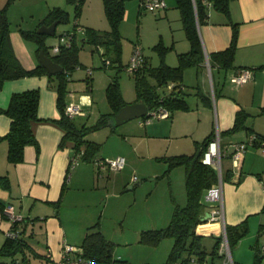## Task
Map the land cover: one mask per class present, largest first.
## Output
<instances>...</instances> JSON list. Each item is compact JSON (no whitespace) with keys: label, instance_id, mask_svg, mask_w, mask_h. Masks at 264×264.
<instances>
[{"label":"crops","instance_id":"0c3cea01","mask_svg":"<svg viewBox=\"0 0 264 264\" xmlns=\"http://www.w3.org/2000/svg\"><path fill=\"white\" fill-rule=\"evenodd\" d=\"M165 2L166 7L159 10V16L166 18L170 27L171 22L176 20L182 25L175 0ZM136 4L139 10H144L139 7L138 0ZM77 22L82 26L79 20ZM233 22L237 23L238 29L233 65L227 68L216 64L210 65L209 53L225 49L229 45ZM101 23L105 22L101 20ZM180 27L184 37L176 38L173 34L167 39L163 34H160L161 38L159 37L162 45L168 48L164 54V62L170 66L177 65L178 54L186 52L190 47L183 25ZM95 29L108 28L103 24ZM197 30L202 43L203 59L184 66L180 87L182 91L178 94L179 97H183L187 107L175 108L168 117L151 119L137 117L138 121H132L126 127L129 138H135L131 143H134L133 152L138 150L135 153L137 160L142 158L161 160L158 157L197 152L202 142L215 132L219 133L222 145L245 140L249 133H264V112H260V109L264 108V68H259L260 65H264V0H231L228 16L210 8L208 20L197 24ZM9 37L23 67L27 69L35 67L38 63L35 47L30 46L21 33H10ZM99 49L103 50L102 47ZM171 53L174 55H170ZM157 56L158 60L155 62L157 64L154 62L152 64L146 58L147 63L151 66L159 65L161 57L159 53ZM239 68H248L251 78L243 83L231 81L230 77ZM88 69L90 67L86 69L85 76V79L91 78L90 81L86 79L88 91L81 94L72 93L75 83H72L71 89L67 84L65 103L77 105L83 113L72 117L78 127L86 124L83 121V117L86 116L85 110L93 105L90 91L95 90L98 87L97 82L99 83L98 77L93 76L92 69L90 73ZM73 73L70 74L71 79ZM98 76H101L99 78L106 88L112 76L109 80L106 78L104 80V75ZM151 82L154 83V80L151 79ZM33 88L39 89L37 108L39 120L31 123L36 144H27L24 147L23 160L12 164L7 161V143L0 139V175L8 178L9 185L8 188L0 186V202L10 206L16 215L25 218L22 221L25 234L29 236V242L30 238L36 241V246L31 242L30 245L38 254L37 258L47 261L45 264H55L61 258L63 245L78 247L88 227L95 223H98L99 229L106 237L107 230L103 217L108 212L107 209L109 212L113 210L114 203H111L109 208V198L116 194L114 192L112 194L109 187L130 184L138 180L139 176L123 172L127 158L121 169H102L100 174L94 171L91 162L79 159L81 156L74 165L71 164V157L82 150H74L70 141L64 142L63 146L60 145L65 131L53 121L60 118L61 112L57 104L56 78H51L48 74H33L6 80L0 89V107L5 108L8 105L13 92ZM161 88H158L161 94L172 90H167L168 86L163 91ZM135 98L126 100V103L135 102ZM239 111L248 114L246 125L252 131L241 129L233 133L220 134L233 125ZM110 112L111 110L103 114ZM10 120L7 114L0 112V137L8 131ZM106 124L111 125L108 122ZM257 147L264 145L247 147L238 168L232 169L230 160L223 169V222L221 219L211 221L205 218L211 221L209 229L212 239L207 240L211 244L222 235L223 223L235 225L246 221L247 233L231 248L234 264H252L258 254L261 256L259 264H264V240L255 235L256 233L259 236L260 226L264 224V148ZM118 155L123 154L118 151L110 158ZM136 168L139 169L134 165L133 171ZM174 168L179 170L178 166ZM145 170L148 171V166ZM172 170L168 173L170 181ZM95 173L100 178L105 175L107 179L100 181ZM183 173L185 182V169ZM149 175L158 174L153 172ZM87 193L89 195L85 197ZM102 197L109 200L104 206ZM207 205L203 209V217L210 210V205ZM12 222L11 218L7 214L3 215L0 210V246L6 239ZM40 235L43 237L40 238ZM41 241L44 245L43 250L38 248ZM27 254L30 262L33 254L28 251ZM115 257L129 263L127 258L130 259L131 256H115L113 253V258Z\"/></svg>","mask_w":264,"mask_h":264},{"label":"trees","instance_id":"16d2710c","mask_svg":"<svg viewBox=\"0 0 264 264\" xmlns=\"http://www.w3.org/2000/svg\"><path fill=\"white\" fill-rule=\"evenodd\" d=\"M14 0H6L5 4L0 7V89L4 82L9 79L20 78L33 74H48L51 78H56L57 104L61 112L59 119H54L61 126L65 133L60 141L63 146L64 142L73 143V149L78 151L84 147V159H90L91 154L98 148V144L85 139L87 128L85 125L76 126L72 120L65 114V94L67 93V81L73 69L79 66L78 60L79 46L75 40L74 33L70 45H60L57 53L50 52L51 46L45 44L46 34L37 33L36 29L39 25L45 23L50 24L57 20L58 23L68 21V11L62 6H53L48 13L32 30H21L24 38L33 39L36 42V56L38 60V52L43 49L45 53L63 66V70L55 75L49 74L47 70L39 63L33 68L27 69L23 67L17 58L11 40L9 37V20L7 16V7ZM73 5L74 17L80 16L82 5L85 0H66ZM105 16L110 24L107 30H99L89 26H83L85 37L84 42L94 44L96 49L103 48L100 56L103 66L108 64L114 65L119 62L121 56V34L119 25L124 19L126 2L128 0H102ZM143 0H138L139 7ZM231 0H175V5L179 9L180 17L185 32V36L189 41L190 47L186 52L178 54V63L170 66L164 62V54L167 49L158 42L154 48L158 50L161 62L157 66H151L147 63L146 57L141 67L133 73L136 98L135 101H142L146 104L147 110L163 106L171 112L175 108H186L187 105L183 97H179L183 68L186 65L197 63L203 59V49L201 39L197 30V24L206 22L209 17V9L213 8L225 15H229V4ZM142 9V8H141ZM77 20L75 25L77 24ZM232 35L229 45L222 50L209 53L210 65L216 64L220 67H230L234 63L236 40H237V23H232ZM69 32V30L67 31ZM109 62L108 64L106 62ZM259 68H264L260 65ZM242 69V68H239ZM88 81L91 78H86ZM154 80V83L151 82ZM169 83H173L172 88H167ZM166 86L167 90L172 89L169 93L161 94L158 88ZM178 88V89H176ZM105 95L111 107V112L101 115V123L106 124L115 112L126 102L122 98L119 82L116 76H112L111 80L105 88ZM39 102V89H27L23 91L13 92L10 95L8 105L5 108L0 107V112L10 117V125L8 131L0 137L7 143V161L15 164L23 160L24 147L27 144H36L31 123L39 120L37 108ZM264 112V108L260 109ZM248 114L242 111L237 112L233 125L222 131L220 134L233 133L244 129L250 130L246 125ZM143 117H147L144 115ZM252 131V129H251ZM251 134V133H249ZM248 134V135H249ZM254 142L252 145H264V133L254 132ZM214 135V134H213ZM212 136L207 137L197 152L191 154H176L158 157L166 162L167 167L165 174L169 173L174 167L183 166L185 169V194L186 203L184 206L176 205L170 222L162 228L144 230L140 233L139 241L149 245H156L162 238L171 237L173 243L168 254L167 262H176L177 264H191L190 258L196 257L199 262L206 261L210 264H219L221 255L218 253V245L221 239L217 237L209 253L204 249L202 243V234L197 232V227L205 221L203 219V209L206 202L203 195L208 187L218 181L216 170L201 161V156ZM247 135V136H248ZM227 145H222L224 149ZM224 179V174L222 175ZM0 186L8 188V178L0 175ZM58 203V202H57ZM4 206L0 202V210L3 215ZM24 217L19 220H13L11 229L16 233L15 236H7L3 244L0 246V263L2 264H30L27 251L33 256L38 255L31 247L28 237L25 234V226L22 224ZM248 230L246 221H242L235 225H225L226 236L230 249L236 242L242 238ZM260 232H264V224L260 226ZM74 251L78 255L85 258L93 259L97 262L108 264H126L125 260L115 257L113 258V242L108 240L98 227V223L88 227L80 245L74 246ZM186 255V257L182 255ZM258 254L255 262L260 260Z\"/></svg>","mask_w":264,"mask_h":264},{"label":"rangeland","instance_id":"374dc122","mask_svg":"<svg viewBox=\"0 0 264 264\" xmlns=\"http://www.w3.org/2000/svg\"><path fill=\"white\" fill-rule=\"evenodd\" d=\"M5 2L6 0H0V7ZM135 2L136 0H128L126 3L127 12L119 25L121 56L119 62H115L116 64L114 65L108 64L107 66H103L100 56L101 49H96L94 44L92 45L89 42L83 41V38L86 36L83 26L98 28L104 24L106 28H110L103 10L102 0H85L80 16L77 19L74 17L73 5L69 4L66 0H14L7 7L9 30L10 33H21V30L36 28L39 21L45 17L49 9L54 5L62 6L68 11V21L58 23L55 28V34L46 36L45 44L51 46L59 41V35L64 34L68 30L74 32L75 40L79 46L78 60L80 64L72 70L74 73L72 79L70 75L67 81L68 88L71 89L72 83H75V89H73L72 93L81 94L84 91H88L85 76L86 69L89 67L92 69L93 76L96 75L99 80V83L97 82L98 87L90 91L93 96V105L85 110L86 116L83 117V121L86 123L85 126L88 127L85 139L97 143L98 148L94 150L89 160L83 158L84 153L81 154V158L79 159L91 162L94 171H96L94 166L96 159L110 158L116 152L121 151L125 158H127V164L123 172L139 176L138 180L130 184H123L115 188L112 185L109 187L112 194L113 192L116 194L109 198V208L111 207V203H114L113 210L109 212L107 209L108 212L103 217L107 230L106 238L113 242V253L115 256H131L130 259L127 258L128 264H143L144 262L151 264H176V262H167L173 243L171 237L162 238L156 245L142 243L139 241V237L140 233L144 230L165 227L172 218L174 207L176 205H185L186 195L183 166H178L179 170H174L177 168L172 170L170 181L168 173H164L167 167L166 162L154 158L137 160L135 153L138 150L137 152H133L132 146L134 143H131L135 138H129L126 127L132 121H138V118H133L114 126L108 124L100 125L101 114L111 110V107L105 95L103 81L99 78L101 76H98V74L104 75V80L105 78L109 80L111 76H116L123 100L125 102L126 100H133L136 97L134 75L125 69L132 53V46L135 43H139L144 56L152 64L153 62L157 64L155 62L158 60V50L154 48V45L160 42V34H163L166 39L170 38L172 34L176 38L184 37L182 28H179V26H182L181 22H177V20L172 21L170 27L168 20L159 16V11L139 10ZM76 20H79L82 26L79 23L75 25ZM101 20L106 25L105 23H101ZM23 39L30 46L35 47L34 50H36V42L33 39L24 37ZM170 55L173 56L174 54L171 53ZM77 83L79 84L76 85ZM163 90H166V86L161 88V91ZM69 92L71 93V91ZM67 93L65 94L66 97ZM257 124H260V122H257ZM125 134L127 137H125ZM257 148L262 149L264 147ZM81 150L84 152V147H81ZM229 163L230 157L228 155L224 156L222 158V169ZM134 165L139 169L136 168L133 171ZM147 166L148 171L145 170ZM153 172H156L158 175H149L153 174ZM104 176L100 178L96 174V178L100 181L107 179ZM137 182L140 183L134 184ZM130 186L132 187L129 188ZM88 195V193L85 194V197ZM102 199L103 202H101L104 206L105 202L107 203L109 200L107 197H102ZM206 206L208 205L206 204ZM210 223L211 221L205 220L197 227V232L202 234V243L208 253V259L213 247V243L211 244V242L207 241L212 239L209 229ZM255 235L264 240V232H260L259 236L256 233ZM41 237L43 236L40 235ZM30 242L35 246L37 245L36 241L32 238H30ZM38 248L44 249L42 241L38 245ZM182 256L186 257L185 254ZM260 260L252 264H259ZM30 262L31 264H45L47 261L33 256Z\"/></svg>","mask_w":264,"mask_h":264},{"label":"built area","instance_id":"2783aa9c","mask_svg":"<svg viewBox=\"0 0 264 264\" xmlns=\"http://www.w3.org/2000/svg\"><path fill=\"white\" fill-rule=\"evenodd\" d=\"M141 8L144 10H149L153 12H157L166 7L165 0H143L141 3ZM72 31L64 32V34L59 35V41L53 45H51V52L57 53L60 49V45L68 46L71 43L73 37ZM144 61V54L139 43H135L132 48V53L128 63L125 66V69L128 72H136ZM109 63L108 61L106 62ZM90 73L91 70L88 69ZM251 78V73L248 68L239 69L235 74L230 77V80L237 83H243ZM168 88H172L173 83H169ZM65 114L69 117H73L75 114H83L80 108L73 104L67 103L65 105ZM146 115L149 119L151 118H163L168 117L170 115V111L163 107L158 106L152 109L147 110ZM254 134H249L245 140L232 142L228 144L224 149L221 147L219 133L215 132L212 139L209 140L206 148L203 151L201 156V161L205 164L212 166L217 173L218 181L208 187L204 193L203 199L204 201L210 205V210L208 211V215L206 219L211 221L221 219L223 222V193H222V158L224 156H229L231 160L232 169H236L239 167L240 159L243 156L245 150L248 146L252 145L254 142ZM82 152H77L70 159L71 164L74 165L77 158L80 157ZM96 171L98 174L101 173L102 169L106 170H119L125 164V157L123 155H118L113 158H104V159H96L94 161ZM5 213L8 215L11 220H19L21 219L20 215H16L11 210L10 206H5ZM16 233L12 230L7 232V236H15ZM76 248L70 244H64L61 258L58 259L55 264H108L104 262H97L93 259L85 258L82 255H78L74 251ZM218 253L221 255V260L219 264H234L233 259L231 257V249L228 243V239L226 236L225 225L223 223V232L221 235V239L218 245ZM117 260L120 259L116 257ZM191 264H210L206 261L199 262L196 257H191ZM121 264V263H120ZM128 264V263H126ZM149 264V263H143Z\"/></svg>","mask_w":264,"mask_h":264},{"label":"water","instance_id":"95a60500","mask_svg":"<svg viewBox=\"0 0 264 264\" xmlns=\"http://www.w3.org/2000/svg\"><path fill=\"white\" fill-rule=\"evenodd\" d=\"M58 24L57 20L52 21L50 24H41L36 29L39 34L54 35L55 28ZM39 63L47 70L49 74H56L63 70V66L55 62L50 55L45 53L43 49L38 52ZM147 106L142 101H135L131 103H125L115 112V114L108 120L111 125L121 124L133 118L142 117L146 115ZM208 212L205 213L204 219L207 217Z\"/></svg>","mask_w":264,"mask_h":264}]
</instances>
